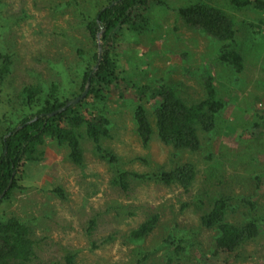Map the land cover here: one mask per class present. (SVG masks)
Wrapping results in <instances>:
<instances>
[{
    "label": "rangeland",
    "instance_id": "374dc122",
    "mask_svg": "<svg viewBox=\"0 0 264 264\" xmlns=\"http://www.w3.org/2000/svg\"><path fill=\"white\" fill-rule=\"evenodd\" d=\"M2 1L9 26H0V53L10 52L13 63L0 88V135L1 119L18 105L24 85L47 88L62 82V93L77 91L76 73L67 70L75 80L73 88L65 85L64 71L78 60V48L93 46L76 4L57 8V3L71 0ZM160 1L147 12L148 30L123 36L111 47L121 53L128 79L153 84L151 88L182 81V94L190 101L204 97L202 79L211 75L224 103L216 126L194 153L175 154L156 134L145 146L134 120L138 97L128 92V98L112 95L106 103L110 136L101 143L116 154L114 161L101 158L86 136L83 165L69 159L67 147L50 141L40 146L23 168L21 188L0 205V236L8 214L32 226L37 241L33 264H68V254H75L72 264H264V230L237 249L238 257L226 260L225 253L213 255L216 231L200 221L201 210L221 195H230L237 205L229 220L243 217L241 212L250 208L247 200L255 203L252 213L264 219V10L237 9L229 0ZM197 1L234 18L232 46L244 56L239 73L220 59L226 42L184 23L179 8ZM155 100L151 94L142 98L150 111ZM186 159L197 164L188 189L133 174L126 188L113 181L118 169L152 174ZM154 213L160 217L155 230L143 241L130 240V230Z\"/></svg>",
    "mask_w": 264,
    "mask_h": 264
},
{
    "label": "trees",
    "instance_id": "16d2710c",
    "mask_svg": "<svg viewBox=\"0 0 264 264\" xmlns=\"http://www.w3.org/2000/svg\"><path fill=\"white\" fill-rule=\"evenodd\" d=\"M229 1L237 9L251 6L264 10V0ZM159 2L161 1L71 0L57 3V8L76 4V12L85 25L93 46L89 48L88 45V50L78 48V60L64 71L68 77L65 85L73 88L77 85V91L62 93V82H52L47 88L41 84L24 85L18 94V105H12L1 119L4 125L0 135V205L10 198L14 190L21 188L23 168L28 161L35 159L33 153L48 141L55 142L59 147H67L69 159L77 165H83L85 156L82 140L86 136L93 141L101 158L114 161L116 154L101 143V138L110 136L106 103L112 95L120 100L128 98V92L132 95L135 93L138 97L134 120L137 133L145 146L149 145L152 136L156 134L163 143L172 146L175 154L179 151L194 153L199 150L202 137L215 128L218 114L224 107L223 100L215 89L214 78L206 75L202 79L204 97L190 101L191 98L182 94V81L171 80L173 84L159 82L151 88L153 84H139L128 79L124 75L121 53L111 47L114 42H121L123 36L148 30L150 19L147 12L152 4ZM2 5L3 1L0 0V26L8 30L9 18L4 16ZM104 7L106 8L103 9ZM179 12L188 26L195 30L199 28L207 35L226 42L220 49L222 61L230 63L238 73L244 69L243 54L232 46L236 42L237 28L231 15L204 1L190 3L179 8ZM98 16L100 23H97ZM99 32L103 56L99 66L92 72L98 61ZM12 63L10 52L0 53V88L11 72ZM68 69H72L71 74L76 73L75 85L72 84L75 80L71 81V74H67ZM89 77L90 89L83 99L54 115L46 114L81 94ZM148 94L156 98L151 111L142 102L143 96ZM36 115L39 117L34 119ZM20 125L22 126L18 128ZM218 162L221 161L215 162V165ZM196 165L195 161L186 159L170 169L162 167L159 172L142 175L118 169L113 181L126 188L128 176L133 174L144 180H156L188 189L197 175ZM56 190L64 193L60 188ZM247 202L251 209L255 207L254 202ZM236 206L230 195H221L214 199L207 210L200 212L201 225L216 231L213 255L217 257L218 253H225L226 260L238 257L237 249L264 230V219L252 213L250 208L241 212L242 218L229 220V214L237 211ZM159 219L157 213L148 216L130 230L129 239L133 242L143 241L155 230ZM89 225L91 229L94 219ZM36 245L32 226L20 216L8 214L0 236V264H33L37 258ZM137 253L143 254L144 251L138 250ZM66 257L68 264H72L75 254H68Z\"/></svg>",
    "mask_w": 264,
    "mask_h": 264
},
{
    "label": "water",
    "instance_id": "95a60500",
    "mask_svg": "<svg viewBox=\"0 0 264 264\" xmlns=\"http://www.w3.org/2000/svg\"><path fill=\"white\" fill-rule=\"evenodd\" d=\"M105 8H106V7H104L103 9H105ZM103 9H102V10H103ZM97 23H100L99 16H98V18H97ZM97 36H98V48H99V50H98V61H97V64L95 65V67H94V69H93L92 72H94L95 69L99 66V63H100V61H101V59H102V56H103V53H102V52H103V51H102V45H101V43H102V40H101V32H99V33L97 34ZM90 85H91V78L89 77V78H88V81H87V83H86V86H85V88H84V90L82 91L81 94H79L78 96H76V97L70 99L69 101H67L66 104H65L64 106H62V107H60V108H58V109H56V110H54V111H52V112H48V113H46V114L49 115V116H51V115L56 114L57 112H60V111L65 110V109L68 108V106H70V105H74V104H76L77 102H79L81 99H83V98L87 95V93H88V91H89V89H90ZM42 115H44V113H42ZM38 117H39V116L36 115L34 119H37ZM31 121H32V119H31L30 121H28V122H31ZM21 126H22V125L18 126V128L21 127ZM11 181H12V180H10L9 185L11 184ZM7 188H8V187H7ZM5 191H6V189L4 190V193H5Z\"/></svg>",
    "mask_w": 264,
    "mask_h": 264
}]
</instances>
